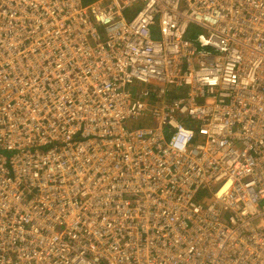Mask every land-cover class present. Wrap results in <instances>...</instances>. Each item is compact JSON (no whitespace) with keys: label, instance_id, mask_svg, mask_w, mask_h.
<instances>
[{"label":"built area","instance_id":"obj_1","mask_svg":"<svg viewBox=\"0 0 264 264\" xmlns=\"http://www.w3.org/2000/svg\"><path fill=\"white\" fill-rule=\"evenodd\" d=\"M237 3L0 0V264L258 261L264 94L211 75L264 73V0Z\"/></svg>","mask_w":264,"mask_h":264},{"label":"bare ground","instance_id":"obj_2","mask_svg":"<svg viewBox=\"0 0 264 264\" xmlns=\"http://www.w3.org/2000/svg\"><path fill=\"white\" fill-rule=\"evenodd\" d=\"M237 1H238V3H237V7L236 8H242L245 5L248 6L254 0H237ZM139 5L140 4L137 5L138 8H140ZM257 10H258L257 7L253 9V15L256 13ZM123 16L124 17L127 16V11L124 12ZM261 28L264 31V19H263V22L261 23ZM195 37L196 36L194 35V37L191 38L190 41L194 42L195 41ZM63 38H64V35L59 40H62ZM253 44H255V43H253ZM103 48L104 47L101 44L96 46L95 49H94L95 55L101 56L103 54V51H104ZM77 50H78V47H75L74 52H76ZM236 56H237V53H236ZM213 57L214 56H209L208 55L206 57L201 58L199 61L189 62V64L190 65H196V64L198 65V63H201V62L209 63ZM256 69H258V68H256ZM242 71H243V69H242ZM258 71L259 70H255L254 73H256ZM211 75H213V77L214 76L218 77V79H220V81H224V83H226V85L228 87L233 86L235 88H239L240 89V94L238 96L237 103L240 105V107H243L246 110L249 109L248 111L252 110L254 106H253V104H251V109H250L249 108L250 106L248 104L245 105L244 101L242 99H244L249 94L252 95V96L256 95V98L258 97L260 92L264 94V73L261 74L259 72L257 75H254L253 78H251L250 80H246V81H244V77H243L242 73L239 70H236L235 72H227L226 71L225 73H222V74L220 73L218 76H217V74H211ZM243 85H245L244 88H242ZM257 101H259L258 98H257ZM224 141L227 143L228 146H230V148L232 147V149H234L236 147V144H237V138L236 137H229V138L225 139ZM19 155H21V152H19ZM255 167L256 168L254 170V172H255L254 175H256V178L253 177L254 178L253 179L254 182H253L252 188L249 191V195H251L252 197L254 196L256 198L257 203L255 204V208L258 211L259 210L260 211H264V164H261L260 166H255ZM242 169H244V168L242 167ZM231 181H232V179H229L228 183H230ZM225 191H227V190H225ZM246 223H248L250 225V221L249 220H247ZM227 227H228V224L223 226L224 229H226ZM70 232H76V231H71V230L67 231V233H70ZM84 235H85L84 236L85 238L88 237V235L86 233ZM56 238H57V241H58L57 245H58L59 248L64 246V245L61 244V241H67V244H69L68 243L69 241L67 240L68 236H57ZM190 240H191V242H194L195 239L192 236H190V235L185 238V245H184V247H182V249L184 250V253L189 248ZM88 241L89 240L85 239L84 243H87ZM72 249H74V247ZM48 256L45 257L44 259H47V260H52L53 259L54 264H56L59 261L65 259V254L64 253H60V254H58L56 256H52L50 253H48ZM257 259H258V261L255 262V264H264V254H259L257 256Z\"/></svg>","mask_w":264,"mask_h":264},{"label":"trees","instance_id":"obj_3","mask_svg":"<svg viewBox=\"0 0 264 264\" xmlns=\"http://www.w3.org/2000/svg\"><path fill=\"white\" fill-rule=\"evenodd\" d=\"M137 8H138V7L130 8V9L127 11V16H128V17L132 16V15L134 14V12L136 11ZM150 98H151V97H150ZM152 99H153V98H152ZM145 120L151 122L153 119H152L151 116H148V117H146V118H144V119H141V120H139V121H137V122H139V123H143Z\"/></svg>","mask_w":264,"mask_h":264},{"label":"rangeland","instance_id":"obj_4","mask_svg":"<svg viewBox=\"0 0 264 264\" xmlns=\"http://www.w3.org/2000/svg\"><path fill=\"white\" fill-rule=\"evenodd\" d=\"M196 142H199L197 139L195 140Z\"/></svg>","mask_w":264,"mask_h":264}]
</instances>
